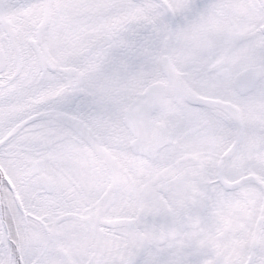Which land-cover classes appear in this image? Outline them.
Returning <instances> with one entry per match:
<instances>
[{
  "label": "snow or ice",
  "instance_id": "obj_1",
  "mask_svg": "<svg viewBox=\"0 0 264 264\" xmlns=\"http://www.w3.org/2000/svg\"><path fill=\"white\" fill-rule=\"evenodd\" d=\"M0 264H264V0H0Z\"/></svg>",
  "mask_w": 264,
  "mask_h": 264
}]
</instances>
